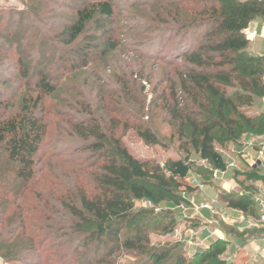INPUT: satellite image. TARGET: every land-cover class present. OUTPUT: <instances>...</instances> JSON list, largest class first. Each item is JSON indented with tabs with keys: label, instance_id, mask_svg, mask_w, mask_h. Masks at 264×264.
<instances>
[{
	"label": "trees",
	"instance_id": "1",
	"mask_svg": "<svg viewBox=\"0 0 264 264\" xmlns=\"http://www.w3.org/2000/svg\"><path fill=\"white\" fill-rule=\"evenodd\" d=\"M115 8V0L85 3L72 22L52 36L63 45L54 77L43 69L31 75L33 69L23 51L16 58L23 92L15 102L0 98V112L6 114L0 116V259L3 264H49L50 252L58 246L55 241L72 237L68 241L71 264H84L89 255L87 264H118L114 257L127 256L140 260L134 264H240L224 258L226 241H213L189 260L181 253L173 255L177 246L149 245L151 228L162 226L166 233L175 220L166 224L162 220L168 219L167 213L134 212V203L146 200L165 209L170 196L180 198L181 190L194 191L186 181L192 170L187 158L162 166L139 161L117 135L119 129L133 128L146 145L161 144L158 134L142 123V115L130 108L129 103L138 105V101L126 90L130 84V76L124 74L127 67L118 62L116 71L110 72L113 75L100 77L88 72L94 62L113 67L106 60L117 53L119 42L114 27L106 29L105 25L114 21ZM130 9H138V17L152 22L149 30L155 32L138 46L142 52L139 62L145 66L147 60H163L162 64L174 68L178 84L171 85L170 101L163 95L160 98L165 101L162 110L177 124L179 140L188 139L186 146L209 166L196 175L206 176L209 182L203 179L204 183L210 184L211 171L224 168L217 144L236 145L244 135H264V112H244L251 111L256 98L264 97V54H250L245 35L252 23L264 25V0H145L132 3ZM88 27L94 33L87 32ZM198 32L201 36L197 38ZM169 44L168 53L156 54L161 45L167 48ZM177 60L183 65L176 67ZM72 76L75 79L70 83ZM132 77L137 84L143 72ZM64 83L71 84L66 91ZM62 92L66 93L64 107L74 113L68 115L72 121L64 133L71 136L74 153L83 155L77 166L84 168L74 172L68 185L47 193L43 189L29 209L38 214L31 224L23 212L9 214L11 203L4 197L10 193L17 198L36 178L35 158L48 134L38 113L44 111L46 100H57ZM246 169L233 171L242 192L220 191L218 199L226 208L258 219L254 183L264 182V176L255 168ZM5 174L9 175L4 183ZM31 255L29 262L26 258Z\"/></svg>",
	"mask_w": 264,
	"mask_h": 264
},
{
	"label": "rangeland",
	"instance_id": "2",
	"mask_svg": "<svg viewBox=\"0 0 264 264\" xmlns=\"http://www.w3.org/2000/svg\"><path fill=\"white\" fill-rule=\"evenodd\" d=\"M93 1L103 0H0L1 100H12L15 102L17 100V96L23 92V87H21L23 84L21 83L19 76L20 74L17 72V66L15 62L16 58L22 51L23 55L27 56L30 60V68L33 69V74L31 75L35 76L34 70L43 69V71L48 74L49 77L55 76L60 65L58 64V66H55L57 65L56 61L59 60L57 59L58 55H60V53L63 51L61 50L63 45L61 44L60 40L53 38L52 36L55 37L61 33L64 27L68 26L75 18V12L82 9L85 3ZM143 1L145 0H115L116 8L114 21L111 22L112 24L105 25L106 29H113L114 27L116 40L119 42V49L117 53H114L111 58L108 56V59L106 60L111 61L108 63H110V66L113 65V67L106 68L103 67L102 64H97L94 62L90 64L88 72L100 77L113 75L110 72L116 71V66L118 65L115 66V64L118 62L120 65L127 67L125 69L126 73L124 74L126 76H130V78H127L128 81L130 79V84L126 90L131 92L132 98L135 101H138V105L129 103L130 108L142 115V123L152 128L153 131L158 134L161 144L160 146L146 145L137 136L136 131L133 128L127 129L126 131L122 129L117 131V135L120 137L122 144L137 160L151 161L161 166L169 160L173 161L187 158L192 173L196 175L198 172L201 173L203 171L205 172V170L207 171V169L209 170V166H207L206 163H203L198 158V156L192 152L189 146H186L188 139L179 140L177 124L169 121L168 117L162 110L165 101L161 100L160 98L163 95L167 101H170V92L173 89V86L171 85H173V83L176 85L178 84L177 77L173 71L174 68L162 64L163 60L162 63L156 62L154 60H145V66H143L142 61L139 62L138 60L142 53L138 46H140L143 42L148 41V39L151 38L155 33L153 30H149V26L152 22L146 20L144 16H142V18L138 17V15L141 14L138 9H130L132 3H141ZM144 13H147V10H145ZM88 31L89 33H94V30L91 27L87 28V32ZM99 33L100 36H102V30H100ZM200 36L201 32H198L197 38ZM99 41L102 42L103 39L102 41ZM249 43V49L251 51L254 49L255 45L260 46L262 41L257 40L253 44L249 41ZM171 45L169 44L167 48L161 45V47L156 50V54L160 53V55H165L169 52ZM156 48L157 46L154 49ZM262 50H264V46ZM174 64L176 67L183 65L179 60L175 61ZM140 71L143 72V80H141V82L136 80V84L133 82L135 77L132 76L138 74ZM72 79H75V77H71L70 83L73 82ZM80 79L81 78H78V80ZM3 82L8 83L3 84ZM80 82L76 81L74 84ZM57 83L59 84V81H57ZM69 85L71 84H63L64 88L66 86L64 91L68 90ZM141 86L144 89H142ZM228 90L230 91L231 89ZM83 93L85 94V92ZM59 95V99L57 100H46L44 111L38 113V116L41 117L48 126V134L45 138L43 149L35 158L36 178L32 180V182L29 184V187L22 191V194H20L17 198L14 196V194L11 195L10 193L4 197L6 202L11 203V207L9 208L11 210L9 211V214L23 212L25 216L29 217L31 224H34L32 221L36 220L38 214L30 211L29 209L34 206V203L36 204L38 202L37 200L40 194L43 193V189L45 193H47L49 190L56 191L59 185H68L69 181L76 176L74 172L84 168L77 166V163H79L81 160L83 162V155L74 153V147L70 143L72 138L71 136L67 135L68 133H64V130L69 128L67 122L72 121L68 115H74V113L70 112L68 108L64 107L63 105V99L66 93L62 92V94ZM263 99L264 97L256 98V103L251 111L244 110V112L247 111V115H251L256 112L260 113V111L263 112ZM154 106L158 108H155ZM138 109H141V111L139 112ZM1 115L6 114L0 112V116ZM131 124L134 125L133 122H131ZM185 134V137H187V130H185ZM216 136L218 135L216 134ZM262 136L263 135H244L240 138V141L236 145L220 142L216 145V150L219 153H229L231 150H233L234 146L249 148V145H252L257 149ZM236 164L237 169L240 171H248L242 161L238 160ZM7 168L12 169V166L11 168ZM90 170L91 169H88L87 171ZM7 172L8 170L5 171V173ZM7 175L5 174V176H3L2 182H6L4 178L7 179ZM81 177L82 176L80 175L77 178L81 179ZM205 177L206 176H204V178L202 176H198L197 179L203 183L204 180H206L205 182H209L208 178ZM210 184L212 185V188H214L215 185L212 183ZM193 190V192H196L194 188ZM220 191L223 192L222 190ZM234 191L242 192L238 186L234 188ZM170 197L171 198L166 199L169 200V202L167 205H165V209L160 203H152L144 200L134 203V212L153 211V213L156 215L167 213L168 219H163V223L167 224L175 220V225L169 232L166 233H164L162 230V226L159 228H151L148 232L149 245L155 248H170L177 246L178 249L173 255L181 253L184 255L185 259L189 260L192 258L198 248L186 244L185 239L188 238L190 233H197V231L199 232V229L204 227V225H202L203 223L201 220L183 219L185 217H183L176 210V206H178L180 203L179 200H181V198L178 196ZM202 197L207 201L217 200L216 193L209 187H206L203 190ZM22 203H24V205H21ZM17 206H19V208L23 207L19 209L23 210H17ZM155 210H158V212H155ZM169 210L171 212H168ZM201 215L204 218V215ZM216 219L218 221L217 223L219 226V231H231L230 233L232 235H239L241 233L230 230L227 222H220L217 217ZM253 234L263 235L264 228L256 229ZM207 235H209V232L205 231L203 233V237ZM71 238L63 237L55 241L58 246L56 248L54 247V249L50 252L52 258L50 257L51 261L49 264H71L72 258L70 257L69 253L70 243L68 242ZM201 238L202 237L198 236L196 237V240L199 241ZM234 252V248L227 244L226 252L224 254V258L227 260V262H230V259L235 254ZM90 257V255L89 257L86 256L88 261L85 259L86 262L84 264L90 262ZM31 258L32 255L26 259L31 262ZM174 258L175 257H173V259ZM114 259L117 260L116 262L118 264H134L140 262V260H136V258H133L132 256L123 258L121 257L120 259L114 257ZM33 260H35L37 263L39 262V259ZM169 262L171 263V261ZM0 264H3L1 259Z\"/></svg>",
	"mask_w": 264,
	"mask_h": 264
},
{
	"label": "crops",
	"instance_id": "3",
	"mask_svg": "<svg viewBox=\"0 0 264 264\" xmlns=\"http://www.w3.org/2000/svg\"><path fill=\"white\" fill-rule=\"evenodd\" d=\"M250 31H257L258 34L261 36L260 38L255 39L254 41H252L251 43H255L257 40H261L262 44L260 46L255 45L254 49L250 51L249 47H248V51L250 54L258 56L261 54H264V50H262L263 48V42H264V25H262L260 22L259 23H252L249 26ZM250 44V43H249ZM259 47V48H257ZM262 108L264 110V99L262 100ZM261 112V111H260ZM264 112V111H263ZM245 144V143H244ZM245 147H241V146H234L233 149L240 151ZM239 160V159H238ZM237 160V161H238ZM241 161V160H240ZM243 162V161H242ZM245 168L247 166V164H245ZM239 170V169H238ZM262 176H264L262 173H260ZM214 186V188H212V185L207 184L206 187L211 188L217 195V201H218V206L216 207L217 211L219 212V214H223L227 220V224L229 225V229L230 230H234V231H238L241 232L240 234H245L243 237H239V236H234V235H230L229 233L221 232V230L219 231L218 229V224L217 225H213V226H206L204 224V220L206 219H211V216L209 213L207 212H202L201 214L204 215V218L201 216H196L193 214H189L188 216H186L183 219H192V220H201V222L203 223L202 225H204V227H202L201 229H199L200 231L197 233L196 232H192L193 234H195V239L196 237H202L199 241H204V245L201 248H198V250L196 251H200L202 249H205L210 243H212L213 241L217 240V238H211L209 239V235L212 231L216 230L218 232V234L223 238V241H226L228 243V245H230V247L234 248L235 250V254L234 256L230 259V263L233 261H236L238 263H244V264H264V234L263 235H259V234H253L255 232L256 229H259L260 226L264 227L261 224H256L253 227L248 226V220L251 219L252 221H255L257 219L251 217V216H247L242 214L241 212L235 211V210H231L226 208L225 205H223L219 199H218V193L220 192V190H222L223 192H231L234 191V188L237 186L236 183L233 180V172H229L224 181L221 182H211ZM254 186L256 188V194L254 196V201L255 199H260L263 202V205L260 206L257 204V211H258V218L259 216L262 214V212L264 211V182H257L254 183ZM205 187V188H206ZM198 201H202L203 198H201L199 195L196 196ZM225 222V223H226ZM207 231L209 232V235L203 237V233ZM195 251V252H196Z\"/></svg>",
	"mask_w": 264,
	"mask_h": 264
},
{
	"label": "built area",
	"instance_id": "4",
	"mask_svg": "<svg viewBox=\"0 0 264 264\" xmlns=\"http://www.w3.org/2000/svg\"><path fill=\"white\" fill-rule=\"evenodd\" d=\"M245 35L248 41L252 42L257 38H260L261 36L258 34L257 31H250L246 30ZM261 141L257 146V149L249 145V148H244L240 151H237L235 149L231 150V152H221L220 154L223 157L224 160V168L223 169H214L210 173V180L211 182H221L224 181L226 175L229 172H233L235 169H237V160L243 161V163L247 164L249 168H255L260 173L264 175V135L260 138ZM204 163V162H203ZM198 176H196L193 173H190L186 179L187 183L196 190V192L188 193L187 191L181 190L180 191V198L181 202L176 206V210L183 216L186 217L189 214H193L196 216H201L202 212H207L210 214L211 219L204 220V224L206 226H213L217 225L218 220L220 222H226L227 218L223 214H219L216 207L218 206L217 200H210L207 201L202 197L203 190L206 187V184L201 182L197 179ZM193 194V195H192ZM200 196L203 198L202 201H198L196 196ZM255 203L262 206L263 202L260 199H255ZM155 212H158V210H155ZM248 226L253 227L256 224H261L264 226V211L259 216V218L255 221H252L249 219ZM211 238H217V240L223 241V238L218 234L216 230L212 231L208 237ZM205 241V240H204ZM204 241H197L195 239V234L190 233L188 235V238L185 239V243L189 246H193L195 248H201L204 245Z\"/></svg>",
	"mask_w": 264,
	"mask_h": 264
}]
</instances>
